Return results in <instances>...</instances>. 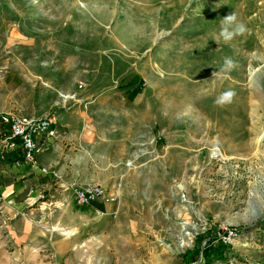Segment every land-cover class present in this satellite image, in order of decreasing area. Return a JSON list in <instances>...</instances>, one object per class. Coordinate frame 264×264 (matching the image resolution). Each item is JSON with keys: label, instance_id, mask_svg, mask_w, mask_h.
<instances>
[{"label": "rangeland", "instance_id": "374dc122", "mask_svg": "<svg viewBox=\"0 0 264 264\" xmlns=\"http://www.w3.org/2000/svg\"><path fill=\"white\" fill-rule=\"evenodd\" d=\"M75 111L120 202L0 203V264H264V0H0V121Z\"/></svg>", "mask_w": 264, "mask_h": 264}, {"label": "crops", "instance_id": "0c3cea01", "mask_svg": "<svg viewBox=\"0 0 264 264\" xmlns=\"http://www.w3.org/2000/svg\"><path fill=\"white\" fill-rule=\"evenodd\" d=\"M9 134L10 126L0 121V203L14 212L34 211L44 193L73 192V187L91 184L87 175L101 141L81 112L55 116L51 131L34 137L40 152L33 162L26 160L20 141L7 139ZM134 187L125 182L122 193L131 194Z\"/></svg>", "mask_w": 264, "mask_h": 264}, {"label": "built area", "instance_id": "2783aa9c", "mask_svg": "<svg viewBox=\"0 0 264 264\" xmlns=\"http://www.w3.org/2000/svg\"><path fill=\"white\" fill-rule=\"evenodd\" d=\"M55 116L48 114L43 118H24L21 116L3 117V122L10 126V134L7 138L11 141H20L24 150L25 158L28 162H33L35 155L40 152L34 137L37 135H45L52 129ZM73 194L78 206H87L94 203H102L105 205H118L119 194L110 193L99 184L87 185L85 187H73ZM239 231H229L218 242L225 246L231 244L239 238Z\"/></svg>", "mask_w": 264, "mask_h": 264}, {"label": "clouds", "instance_id": "9594fccd", "mask_svg": "<svg viewBox=\"0 0 264 264\" xmlns=\"http://www.w3.org/2000/svg\"><path fill=\"white\" fill-rule=\"evenodd\" d=\"M248 29L243 23H238L235 14L227 15L221 26L220 36L224 39L225 42L232 41L236 36L244 35ZM235 63L231 58H225L224 60V69L231 70L234 68ZM234 96V92L231 90L223 92L216 100L218 105H224L230 103Z\"/></svg>", "mask_w": 264, "mask_h": 264}, {"label": "trees", "instance_id": "16d2710c", "mask_svg": "<svg viewBox=\"0 0 264 264\" xmlns=\"http://www.w3.org/2000/svg\"><path fill=\"white\" fill-rule=\"evenodd\" d=\"M228 248V246H224L220 243L217 246L210 245L209 247L204 249L203 257L206 260H222L225 258V251Z\"/></svg>", "mask_w": 264, "mask_h": 264}, {"label": "bare ground", "instance_id": "6f19581e", "mask_svg": "<svg viewBox=\"0 0 264 264\" xmlns=\"http://www.w3.org/2000/svg\"><path fill=\"white\" fill-rule=\"evenodd\" d=\"M216 144H213V150L216 151L217 153L220 152V147L219 145L215 146ZM236 226V225H235Z\"/></svg>", "mask_w": 264, "mask_h": 264}]
</instances>
